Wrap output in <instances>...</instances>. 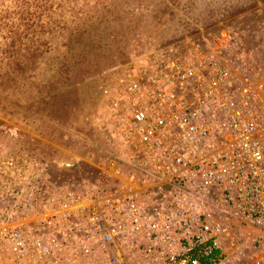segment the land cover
<instances>
[{"label": "built area", "instance_id": "2783aa9c", "mask_svg": "<svg viewBox=\"0 0 264 264\" xmlns=\"http://www.w3.org/2000/svg\"><path fill=\"white\" fill-rule=\"evenodd\" d=\"M230 41L159 52L104 89L126 169L60 183L7 157L0 264H264V69Z\"/></svg>", "mask_w": 264, "mask_h": 264}, {"label": "rangeland", "instance_id": "374dc122", "mask_svg": "<svg viewBox=\"0 0 264 264\" xmlns=\"http://www.w3.org/2000/svg\"><path fill=\"white\" fill-rule=\"evenodd\" d=\"M59 21L69 27L62 41L57 36L39 61L27 60L23 48L35 47L44 29L57 34ZM66 33L74 52L60 61ZM224 34L227 57L264 69V0H0V166L27 156L60 183L111 172L112 164L126 169L109 141L118 136L104 89L159 52ZM62 160L77 161L80 174L60 167Z\"/></svg>", "mask_w": 264, "mask_h": 264}, {"label": "trees", "instance_id": "16d2710c", "mask_svg": "<svg viewBox=\"0 0 264 264\" xmlns=\"http://www.w3.org/2000/svg\"><path fill=\"white\" fill-rule=\"evenodd\" d=\"M56 28L58 30V33L53 34V35L50 34L47 31V29L42 30L41 41L34 43L35 47L31 46L32 44L26 45L23 48V51H24L23 56L27 60L33 59V60L39 61L41 57L45 56L48 52H50L53 49L52 40L54 38L57 40V36H61V41H62V36L64 35L65 31L69 29L68 24L66 22H62V21H59L57 23ZM16 32L17 31H15V33ZM81 34H84V33L81 32ZM26 36L28 37V33H26ZM23 37L25 38V36H23ZM13 41H15V40L13 39ZM70 41H71L70 34L66 33L65 41L63 43H61V47L63 48V50H61L59 52V48H58V51H57V58L60 59V61H63V60L66 61L69 57L71 58V56H72L71 53L74 52V50L70 46ZM78 42H79V40H78ZM14 45H15V43L12 44V46H13V49L11 51L12 57L18 54V50L16 49V47ZM76 52H77V54L81 60H84L85 57H87L86 50L76 49Z\"/></svg>", "mask_w": 264, "mask_h": 264}, {"label": "water", "instance_id": "95a60500", "mask_svg": "<svg viewBox=\"0 0 264 264\" xmlns=\"http://www.w3.org/2000/svg\"><path fill=\"white\" fill-rule=\"evenodd\" d=\"M60 167H66L68 169H70V171H72V173H74L75 175L77 174V172L80 174V171H77L76 166H79V163L77 161H73V160H62L59 163ZM76 168V169H75ZM84 176V174L82 175V177ZM78 177V176H77Z\"/></svg>", "mask_w": 264, "mask_h": 264}, {"label": "crops", "instance_id": "0c3cea01", "mask_svg": "<svg viewBox=\"0 0 264 264\" xmlns=\"http://www.w3.org/2000/svg\"><path fill=\"white\" fill-rule=\"evenodd\" d=\"M185 46H186V43L184 44V47H182V49L179 52H177V51L176 52L180 55H183L185 53V50H186Z\"/></svg>", "mask_w": 264, "mask_h": 264}]
</instances>
